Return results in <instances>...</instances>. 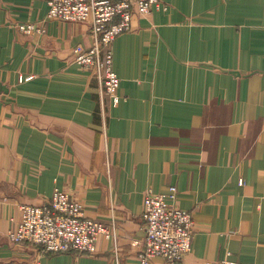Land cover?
<instances>
[{
	"label": "crops",
	"instance_id": "crops-1",
	"mask_svg": "<svg viewBox=\"0 0 264 264\" xmlns=\"http://www.w3.org/2000/svg\"><path fill=\"white\" fill-rule=\"evenodd\" d=\"M159 2L111 45L114 103L75 61L86 23L0 0V264H141L144 194L172 185L194 220L177 264H264V0ZM28 22L45 31L23 33ZM56 188L113 228L96 253L9 240L19 206Z\"/></svg>",
	"mask_w": 264,
	"mask_h": 264
},
{
	"label": "built area",
	"instance_id": "built-area-1",
	"mask_svg": "<svg viewBox=\"0 0 264 264\" xmlns=\"http://www.w3.org/2000/svg\"><path fill=\"white\" fill-rule=\"evenodd\" d=\"M48 15L73 23H86L93 38L88 48H76V61L90 69L99 81L101 92L119 102L116 95L120 77L113 67L111 45L116 37L132 28L135 11L147 14L158 0H44ZM26 34L44 32L43 27L28 23L20 26ZM18 224L8 230L7 236L14 243H32L40 246L42 255L97 252L100 236H109L113 228L84 215V206L70 194L56 188L47 203L21 204ZM143 219L145 234L135 240L141 264H150L161 257L169 264L181 262L192 250L194 220L191 211L178 205V188L169 186L165 192L152 188L144 194ZM115 233V232H114ZM36 264H40L38 261ZM216 264H245L242 261L222 259Z\"/></svg>",
	"mask_w": 264,
	"mask_h": 264
},
{
	"label": "rangeland",
	"instance_id": "rangeland-1",
	"mask_svg": "<svg viewBox=\"0 0 264 264\" xmlns=\"http://www.w3.org/2000/svg\"><path fill=\"white\" fill-rule=\"evenodd\" d=\"M159 1V0H158ZM46 2V1H45ZM46 4H47V2H46ZM48 5V4H47ZM160 8V7H159ZM49 9V8H48ZM135 14H138V11H135ZM48 17H49V15H48ZM50 18V17H49ZM51 19H57V18H51ZM57 20H61V19H57ZM62 21H64V20H62ZM64 22H68V21H64ZM28 23H31V22H28ZM28 23H24V24H28ZM68 23H73V22H68ZM32 24H34V23H32ZM21 25H23V24H20V26ZM37 27H43V26H38L37 24H35ZM20 26H19V29H20ZM89 27V26H88ZM44 28V27H43ZM45 29V28H44ZM21 31V30H20ZM24 33V32H23ZM38 33H41V32H38ZM26 34V33H25ZM93 43V42H92ZM77 47H79V46H77ZM77 47H75V49H74V58H75V61H76V48ZM90 46H88V48H89ZM77 62V61H76ZM78 63V62H77ZM82 65V64H81ZM83 66V65H82ZM84 67V66H83ZM84 68H86V67H84ZM86 69H88V68H86ZM90 70V69H89ZM91 71V70H90ZM92 72V71H91ZM94 74V73H93Z\"/></svg>",
	"mask_w": 264,
	"mask_h": 264
}]
</instances>
